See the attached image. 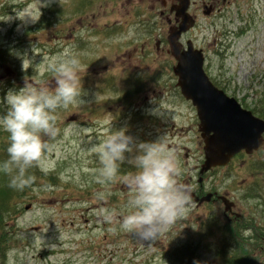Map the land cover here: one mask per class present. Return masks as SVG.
I'll list each match as a JSON object with an SVG mask.
<instances>
[{"label": "rangeland", "instance_id": "obj_1", "mask_svg": "<svg viewBox=\"0 0 264 264\" xmlns=\"http://www.w3.org/2000/svg\"><path fill=\"white\" fill-rule=\"evenodd\" d=\"M191 1L196 25L180 42L185 46L191 40L203 51L205 72L227 95L263 111L264 0H226L220 12L221 0H203L214 5L210 16L202 15V0ZM78 2L0 0V54L4 55L0 98L25 81L54 89L56 75L49 64L71 48L80 61L85 101L56 113L58 133L52 139L45 137L50 149L36 165L50 182L38 179L19 199V213L7 219L15 231L6 264H164L160 253L195 241L202 219L223 217L222 204L186 208L176 220L182 224L175 222L156 241L143 242L120 227L127 210H115L124 208L127 194H132L127 178L136 169L125 162V169H119L121 175L127 172L123 180L116 182L114 177L100 183L95 149L121 128L137 142L163 136L181 170L179 182L190 191L198 186L203 142L195 108L176 87L166 40L172 25L167 20L174 21L169 11L174 0L93 1L88 9L72 14ZM25 17L33 23L21 26ZM129 28L134 34L125 38ZM5 110L6 106L0 107ZM94 111L97 115H92ZM4 133L0 129V142ZM263 163L264 145L257 153L238 154L228 167L204 175L203 184L207 191L217 189L239 200L244 217L259 218L263 215L257 209L258 199L245 197L264 193ZM110 193L117 195L111 198ZM109 211L114 213L111 220L105 218ZM214 241L206 238L203 242L210 247H200L190 264H224ZM255 264H264V259Z\"/></svg>", "mask_w": 264, "mask_h": 264}, {"label": "clouds", "instance_id": "obj_2", "mask_svg": "<svg viewBox=\"0 0 264 264\" xmlns=\"http://www.w3.org/2000/svg\"><path fill=\"white\" fill-rule=\"evenodd\" d=\"M29 23H33L30 17L21 20V26ZM133 34V29L129 28L125 38ZM24 56L20 57L22 63ZM49 69L56 75L54 89L25 81L23 87L10 88L0 98V107L6 106L5 111H0V129L8 134V159L0 163V171L7 174L15 169L16 175L9 184L12 188L22 189L33 182V178L26 175L27 170L41 164L49 151L45 137L52 139L58 133L57 111L74 103H85L78 75V54L71 48L65 49L61 59L54 58L50 62ZM155 113L158 114L156 110ZM126 133V128L116 130L95 149L101 165L99 182H110L125 162L136 169L127 178L132 194L126 202L127 211L120 227L141 241L151 243L184 214L189 193L177 183L180 168L163 136L154 142H137ZM99 197L103 199L104 193ZM113 214L109 211L105 218L111 220Z\"/></svg>", "mask_w": 264, "mask_h": 264}, {"label": "water", "instance_id": "obj_3", "mask_svg": "<svg viewBox=\"0 0 264 264\" xmlns=\"http://www.w3.org/2000/svg\"><path fill=\"white\" fill-rule=\"evenodd\" d=\"M176 2L170 11L175 14L177 24L169 28L167 42L169 53L176 61L172 68L176 85L195 108L199 121L204 153L199 170L202 175L213 167L227 165L242 150L247 154L259 150L264 143V120L243 109L235 98L210 81L203 69L202 50L194 48L190 40L183 48L179 39L194 26L195 19L188 13L190 0ZM210 11L211 7L205 6L203 14Z\"/></svg>", "mask_w": 264, "mask_h": 264}, {"label": "trees", "instance_id": "obj_4", "mask_svg": "<svg viewBox=\"0 0 264 264\" xmlns=\"http://www.w3.org/2000/svg\"><path fill=\"white\" fill-rule=\"evenodd\" d=\"M93 1H96V3H98V2H114L116 0H81V2H78V5L74 7V11L72 12V14H77L83 8L88 9L92 5ZM79 4H80L81 9H79ZM3 58H4V55L0 54V59H3ZM128 82H130V80H128ZM214 84L220 87L216 82H214ZM125 98H122L121 101H123ZM243 107L249 109L248 107H246V105H243ZM129 109H130V106H129ZM251 110L255 115L264 119V110L258 111V112H256L255 109H251ZM92 115H97L96 111H94ZM4 134H5V137L2 138V141L0 142V153H1L0 163L8 159V156L6 153V148L8 145V134L6 132ZM125 166H128V165H125ZM262 166H264V163L262 164ZM36 167L37 166L34 165L33 167L27 170L26 175L31 176L33 178V182L30 185L22 189L12 188L9 186L12 177L16 175L15 169L11 170L7 174L4 173L3 171H0V264H6L7 252L9 251L11 245L13 244V239H14L13 234H14L15 229L13 226H9L7 224V219L8 218L13 219V217H15L21 210V208L18 205L19 199L26 194V192L31 188L33 184H36L38 179H42L43 181H46L48 183L50 182L49 178L46 177L45 174L44 175L40 174ZM119 169L123 170L125 169V167L121 164ZM180 173H181V170H180ZM126 174L127 172L121 175L119 174V171H118L117 175L115 176V181L118 182L120 177H123L122 178L123 180L124 175ZM254 194L250 196L257 197L259 201V204L257 205V209L258 208L261 209L263 216H260L259 218H257L256 216L252 215V216H249L248 218L242 219L241 220L242 227L240 226V231H244V227L254 224L256 227V231H257L256 233L254 231V234H255L254 237H256L255 238L256 241L248 243L249 247H247L245 243L238 242L237 240H235L234 242V239H237L239 235L238 236L230 235V239H232V241L230 243L226 242V244H224L225 250L228 253L239 254V255L250 254L255 249H259L258 252L264 253V241L262 242V239H264V224H263L264 222V193H254ZM130 196L131 195H127L126 199L128 200ZM118 207L120 208H116V209H118L119 211H123L126 209V204L124 208L123 206L122 207L118 206ZM235 230L238 231L237 228H235ZM249 248H252L253 250H250ZM181 253L185 254L184 251H181ZM189 257L191 256L189 255ZM241 261L242 260L240 259H234L231 261V263L240 264Z\"/></svg>", "mask_w": 264, "mask_h": 264}, {"label": "flooded vegetation", "instance_id": "obj_5", "mask_svg": "<svg viewBox=\"0 0 264 264\" xmlns=\"http://www.w3.org/2000/svg\"><path fill=\"white\" fill-rule=\"evenodd\" d=\"M192 2V6L194 5V2ZM203 4H207L202 0V5ZM213 5V4H212ZM226 5V0H221L220 6L218 12H220L221 10V6H225ZM191 6V7H192ZM190 7V9H191ZM214 8V5H213ZM111 194V198L112 195H114V193H110ZM191 193H189V200H188V205L187 208L189 207H194V208H198L200 206H203L207 203H223L224 200L223 198H227L229 202L233 203V207L232 210L227 213L226 211H224V209L222 210V214L223 217L221 218L219 216L218 221H216V218H214V220L211 222L210 224V229L212 230V235H216L217 233L215 232V230H218L220 228V233L223 234H230L233 236H238L239 237L237 239L238 242H242V243H248L249 239L251 237H242V233L240 232V225H241V218L243 216V213L240 212V206H239V200H237L235 197H231L228 195V193H218L215 190H210V191H206L205 189V185L203 184V181L199 182V186H198V190L196 193H192L193 196L190 195ZM208 194H211L210 197H206ZM201 199H204L205 201H200ZM223 206V204H222ZM101 207V206H100ZM110 207H112V203L110 204ZM103 208V206H102ZM235 209H238L237 211H235ZM100 221L102 222V220L100 219ZM234 228V230H233ZM235 228H237L238 231L235 230ZM213 237H210V239H212ZM251 240V239H250ZM232 239L229 238H225V237H221L219 239H215L214 243L219 244V245H224L226 244V242H231ZM250 243V242H249ZM216 255L222 260L223 259V263L224 264H232L231 261L234 259H240L242 260L240 262V264H252L255 260V258L257 259H264V255L262 254H232V253H216ZM259 258H258V256Z\"/></svg>", "mask_w": 264, "mask_h": 264}]
</instances>
